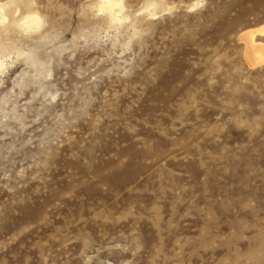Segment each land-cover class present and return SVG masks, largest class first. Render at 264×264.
I'll return each instance as SVG.
<instances>
[{"label": "clouds", "instance_id": "9594fccd", "mask_svg": "<svg viewBox=\"0 0 264 264\" xmlns=\"http://www.w3.org/2000/svg\"><path fill=\"white\" fill-rule=\"evenodd\" d=\"M0 264H264V0H0Z\"/></svg>", "mask_w": 264, "mask_h": 264}]
</instances>
